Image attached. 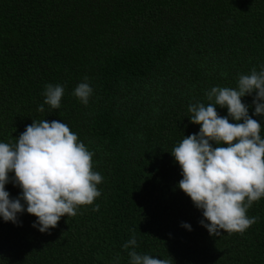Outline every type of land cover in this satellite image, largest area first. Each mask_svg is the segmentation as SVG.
I'll use <instances>...</instances> for the list:
<instances>
[{
    "label": "trees",
    "instance_id": "trees-1",
    "mask_svg": "<svg viewBox=\"0 0 264 264\" xmlns=\"http://www.w3.org/2000/svg\"><path fill=\"white\" fill-rule=\"evenodd\" d=\"M253 68L264 69V0H0V142L15 144L33 120L64 122L103 177L94 204L47 232L22 199L16 223L0 216V264H130L133 236L138 254L171 264H264V197L242 234L210 235L171 154L200 130L189 105ZM85 77L87 105L72 94ZM49 83L65 89L59 109L44 104ZM254 96L241 99L264 138ZM14 180L11 199L22 193Z\"/></svg>",
    "mask_w": 264,
    "mask_h": 264
},
{
    "label": "clouds",
    "instance_id": "clouds-1",
    "mask_svg": "<svg viewBox=\"0 0 264 264\" xmlns=\"http://www.w3.org/2000/svg\"><path fill=\"white\" fill-rule=\"evenodd\" d=\"M87 79L72 93L84 105L93 92ZM64 91L59 84L45 85L44 104L59 109ZM253 93L254 115H264V69L239 75L237 88L212 87L206 96L214 102L188 108L190 122L200 125L199 132L184 137L171 151L182 170L178 186L202 210L200 224L210 235L219 236L221 230L242 234L258 219L249 218L247 211L264 197V138L261 123L249 115L241 99ZM44 104L38 112L44 111ZM215 105L227 107L228 116L219 115ZM92 156L64 122L33 120L15 144L0 142V216L16 223L17 214L25 211L22 199L27 213L37 217L33 227L43 233L55 228L62 216H75L79 207L94 204L103 177L93 170ZM12 172L22 189L16 199L5 189ZM98 210L97 204L93 211ZM181 226L191 230L190 224ZM123 247L132 249L130 264H171L169 259L138 254L135 236Z\"/></svg>",
    "mask_w": 264,
    "mask_h": 264
}]
</instances>
